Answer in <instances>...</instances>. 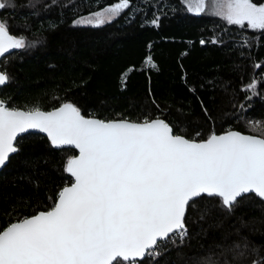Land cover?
Wrapping results in <instances>:
<instances>
[{
    "label": "trees",
    "instance_id": "16d2710c",
    "mask_svg": "<svg viewBox=\"0 0 264 264\" xmlns=\"http://www.w3.org/2000/svg\"><path fill=\"white\" fill-rule=\"evenodd\" d=\"M119 2L11 0L0 21L25 47L0 60L8 77L0 99L25 110L72 102L102 120L160 117L187 138L199 132L197 140L231 129L264 136V31L228 24L207 8L188 11L183 0H129L108 22L75 24ZM16 145L0 170V229L48 210L73 181L65 165L75 149L56 148L40 133ZM185 224L182 241L163 243L160 255L138 264H264V200L254 194L231 211L219 198H197Z\"/></svg>",
    "mask_w": 264,
    "mask_h": 264
},
{
    "label": "snow or ice",
    "instance_id": "6c2138e0",
    "mask_svg": "<svg viewBox=\"0 0 264 264\" xmlns=\"http://www.w3.org/2000/svg\"><path fill=\"white\" fill-rule=\"evenodd\" d=\"M186 3L196 14L207 8L228 24L264 31V2ZM128 5L120 0L76 23L103 24L105 13L116 15ZM9 6L11 0H0V9ZM24 47V38L11 35L0 21V56ZM146 63L155 67L150 56ZM7 79L0 72V85ZM29 130L46 133L57 148L78 149L65 165L74 179L48 210L0 229V264H121L118 258L138 264L137 258L160 255L163 243L183 240L186 212L197 198H219L228 211L245 194L264 200V136L229 130L197 140L199 132L186 138L159 117L102 120L86 118L69 102L44 111L8 107L0 100V166L18 151L17 137ZM205 264L215 262L209 258Z\"/></svg>",
    "mask_w": 264,
    "mask_h": 264
},
{
    "label": "water",
    "instance_id": "95a60500",
    "mask_svg": "<svg viewBox=\"0 0 264 264\" xmlns=\"http://www.w3.org/2000/svg\"><path fill=\"white\" fill-rule=\"evenodd\" d=\"M11 34V33H10ZM12 35V34H11ZM16 49H11L8 53H5V55L4 56H0V60L3 58V57H6L7 55H9V54H11L12 52H14ZM0 72H3V71H1L0 70ZM6 82H7V80H6ZM6 82L4 83V84H6ZM4 84H2V85H0V87L1 86H3ZM1 100V99H0ZM69 103H72V102H69ZM73 104V103H72ZM6 105H7V103H6ZM8 106V105H7ZM61 106V105H60ZM59 107V106H58ZM58 107H56V108H58ZM21 109V108H20ZM53 109H55V108H53ZM53 109H50V110H44V111H51V110H53ZM21 110H25V109H21ZM41 110H43V109H41ZM82 114V113H81ZM83 115V114H82ZM85 116V115H84ZM86 118H96V119H100V118H98V117H94V116H92V117H90V116H85ZM160 118V117H159ZM160 119H163V118H160ZM113 120H119V119H113ZM129 120V119H128ZM163 120H165V119H163ZM130 121H133V120H130ZM166 121V120H165ZM167 123H168V121H166ZM171 126V125H170ZM229 131V130H228ZM231 131H237V132H240V133H242V134H250V133H244V132H241V131H239V130H236V129H231ZM227 132V131H226ZM28 133H40V134H43V135H45L46 137H47V135H46V133H42V132H39L38 130H29L28 132H26V133H21L18 137H17V139L20 137V136H23V135H25V134H28ZM223 133H225V132H223ZM223 133H219V134H223ZM217 134V133H216ZM218 134V135H219ZM251 135H255V134H251ZM256 136H259V135H256ZM48 138V137H47ZM187 138V137H186ZM16 147H17V145H16ZM55 147V146H54ZM18 148V147H17ZM57 148V147H56ZM59 148H73V149H75L74 148V146H61V147H59ZM76 151H77V154L76 155H78V149H75ZM13 154H15V153H12V154H10V156L11 155H13ZM10 156H9V158H10ZM9 160V159H8ZM8 160L5 162V164L3 165V166H0V170H2L3 168H4V166L8 163ZM73 178V177H72ZM74 179V178H73ZM67 186H70V184L69 185H67ZM246 195V194H245ZM186 214H187V212H186ZM30 217V216H29ZM119 259V258H118ZM120 259H122V258H120ZM138 259V261H139V258H137ZM115 262V261H114ZM113 262V263H114Z\"/></svg>",
    "mask_w": 264,
    "mask_h": 264
},
{
    "label": "rangeland",
    "instance_id": "374dc122",
    "mask_svg": "<svg viewBox=\"0 0 264 264\" xmlns=\"http://www.w3.org/2000/svg\"><path fill=\"white\" fill-rule=\"evenodd\" d=\"M185 3H186V0H183ZM187 4V3H186ZM111 7V6H110ZM108 8V7H107ZM106 9V8H105ZM104 10H102V11H100V12H103ZM121 12V11H120ZM119 12V13H120ZM94 13H96V12H94ZM94 13H91V14H87V15H83V16H80V17H78L76 20H75V24H77V25H97V24H95V23H76V21H78V20H80V19H82V18H93V16H94ZM118 13V14H119ZM118 14H116V15H112L111 13H105V22H108V21H110V20H112L114 17H116ZM108 17H111V18H108ZM104 22V23H105Z\"/></svg>",
    "mask_w": 264,
    "mask_h": 264
}]
</instances>
